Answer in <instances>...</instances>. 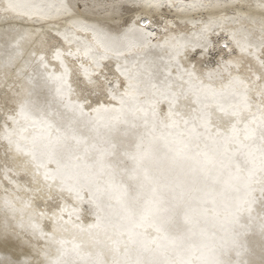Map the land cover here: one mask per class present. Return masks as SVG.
<instances>
[{
  "label": "snow or ice",
  "instance_id": "snow-or-ice-1",
  "mask_svg": "<svg viewBox=\"0 0 264 264\" xmlns=\"http://www.w3.org/2000/svg\"><path fill=\"white\" fill-rule=\"evenodd\" d=\"M256 7L258 34L206 27L197 44L175 36L153 44V21L141 16L97 41L102 54L91 45L73 51L70 31L55 23L0 34V190L22 229L5 217L0 239L23 234L30 248L0 264H264V0ZM38 9L6 0L0 18L63 15L88 30L67 3L56 17ZM212 35L224 37L220 59L198 68L189 52L199 49L203 64L220 43ZM152 48L167 60L147 59ZM113 59L114 68L105 63ZM38 88L54 93L55 108L33 99ZM20 172L30 176L26 186ZM85 212L93 222H82Z\"/></svg>",
  "mask_w": 264,
  "mask_h": 264
},
{
  "label": "bare ground",
  "instance_id": "bare-ground-1",
  "mask_svg": "<svg viewBox=\"0 0 264 264\" xmlns=\"http://www.w3.org/2000/svg\"><path fill=\"white\" fill-rule=\"evenodd\" d=\"M6 2V0H0V3ZM20 3L37 5L39 11L44 14L56 17L57 8L62 3L69 4L71 8L72 19L79 20L83 24L88 26L87 31H81L78 28H73L70 20L65 16H60L51 21L39 20V19H26L23 17L10 14L7 19L0 18V34H3L6 30L15 28L21 32L23 31H41L46 30L50 23L58 24L61 31L68 29L73 38L72 50L75 51L79 46L81 49L91 45L92 48L103 53V49L98 47L97 41L109 42L112 37L121 36L129 27L131 22L137 17L141 16L153 21L149 26V31H154L156 36L152 39L153 44H163L165 39H169L173 36L189 44L201 43L203 40V30L207 28H215L216 31L224 29L225 33L240 29L247 28L254 30L257 34L260 27V10L256 5L259 0H243L242 7H236L233 5L232 0H164V6L161 8H150L146 4V0H88V8L85 10L83 7L84 0H19ZM171 3L172 7L168 4ZM216 3L226 4L227 6L212 7ZM196 5V7H191ZM201 5H204L201 7ZM183 9V11H181ZM35 11V9H30ZM252 16L256 18V23H252L250 19H246L245 16ZM169 24V31L165 32V24ZM93 28L96 30V37L93 36ZM223 35H212L211 40L216 42L217 47L212 49L210 53L203 57V64L199 63L201 57L199 55V49L196 52H189V56L192 62L197 63V67L200 68L203 65L207 67H214L216 62L220 59V49L223 43ZM124 42L121 41V44ZM3 41L0 40V58L3 57L4 48L2 47ZM27 48L28 46L25 45ZM67 47V45H65ZM226 51V50H225ZM129 64L134 61L135 56L132 53H126ZM167 60V52L165 49L152 48L149 50V56L146 57L149 60L156 59L157 63L160 62V58ZM123 62V59L121 60ZM114 68L115 61H105ZM2 94V90H0ZM54 93H49L47 89H37L33 99L40 103L50 102L53 107H56L55 100L53 99ZM10 106V105H9ZM63 111V109H60ZM6 145L0 141V160L4 158ZM19 184L26 186L30 180V176L25 175L23 172L16 177ZM9 187V198L15 199V193L12 191V186ZM5 193L0 190V223H2L7 217L9 222L17 232L22 233L20 228V214L16 213L15 219H13V213L11 210L3 207L2 201ZM19 195L23 198H27V194L21 190ZM37 207L40 210L45 209L44 201L37 200ZM19 207V202H17ZM82 222L88 224L93 222V216L85 212L82 214ZM24 223L27 224V217H24ZM41 223L46 226V231H51V222L48 220H42ZM26 235L17 238L15 235H9L7 239H0V258L20 256L22 252L29 251L28 245L22 241L28 239ZM42 243L36 240H32V244ZM257 245L259 238H255Z\"/></svg>",
  "mask_w": 264,
  "mask_h": 264
}]
</instances>
